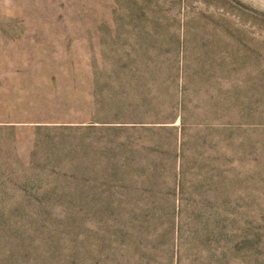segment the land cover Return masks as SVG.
Listing matches in <instances>:
<instances>
[{
  "label": "rangeland",
  "instance_id": "rangeland-1",
  "mask_svg": "<svg viewBox=\"0 0 264 264\" xmlns=\"http://www.w3.org/2000/svg\"><path fill=\"white\" fill-rule=\"evenodd\" d=\"M0 264H264V0H0Z\"/></svg>",
  "mask_w": 264,
  "mask_h": 264
}]
</instances>
